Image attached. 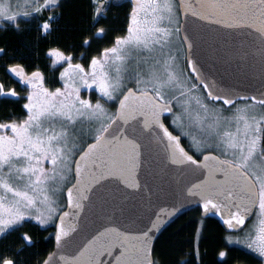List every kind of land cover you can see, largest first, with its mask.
Masks as SVG:
<instances>
[{
  "label": "snow or ice",
  "instance_id": "1",
  "mask_svg": "<svg viewBox=\"0 0 264 264\" xmlns=\"http://www.w3.org/2000/svg\"><path fill=\"white\" fill-rule=\"evenodd\" d=\"M127 3L125 27L87 65L73 49H47L59 86L39 66L29 73L14 59L5 64L25 95L22 115L0 120V242L34 221L55 225V248L42 264H164L154 244L183 204H156L168 192L155 181L172 175L177 182L191 177L185 199L219 217L228 244L264 258V91L248 96L220 87L197 66L205 35L264 65V0ZM63 6L0 0V31L21 33L22 24L35 22L46 38ZM121 6L89 0L92 31L81 35V48L106 35L111 9ZM9 56L0 46V59ZM0 101L20 102L21 95L0 82ZM203 226L201 219L197 262ZM20 240L0 243V264H24L33 240L28 233ZM226 256L218 251L220 260Z\"/></svg>",
  "mask_w": 264,
  "mask_h": 264
},
{
  "label": "trees",
  "instance_id": "2",
  "mask_svg": "<svg viewBox=\"0 0 264 264\" xmlns=\"http://www.w3.org/2000/svg\"><path fill=\"white\" fill-rule=\"evenodd\" d=\"M121 7H113L108 17L109 31L103 38L93 40L91 47H80V37L83 33L92 31L89 19V0H63V13L59 23L51 35L44 38L36 30L35 22L22 24L25 30L17 33L12 29L0 31V46L6 47L10 56L0 59V82L6 86L14 87L21 95V101L8 103L0 101V120L8 116H21L22 102L25 95L24 87L20 86L9 74L5 72V64L11 59L21 62L26 72H31L36 66L44 71L50 86L58 85V73L49 68V59L46 51L50 47L73 49L77 62L88 63L91 56L96 55L98 49L110 45L114 36L125 27L129 5L127 0H118ZM83 53V57H81ZM14 54V55H13ZM199 209H194L180 216L169 225L156 239L155 255L159 256L164 264H172L177 258L185 259L188 264H263L262 259L243 246L228 244V235L217 221L203 219L204 226L201 232L199 248L201 259L195 258V234L200 226ZM54 225L41 227L32 221H26L17 231L11 233L7 239L0 242L3 245L19 246L21 233H28L33 244L27 247L22 255L24 264H41L53 248ZM225 250V260L218 258V251Z\"/></svg>",
  "mask_w": 264,
  "mask_h": 264
},
{
  "label": "water",
  "instance_id": "3",
  "mask_svg": "<svg viewBox=\"0 0 264 264\" xmlns=\"http://www.w3.org/2000/svg\"><path fill=\"white\" fill-rule=\"evenodd\" d=\"M197 66L210 80H215L220 87L231 88L236 92L248 96L259 95L261 91H264V65H262L259 56L246 55L244 50L235 47L231 43L226 44L222 37L205 35L200 40L199 63ZM190 179L191 177H183L180 182H177L176 178L172 175L157 177L155 184L166 189L168 195L156 201V204L164 207L183 204V207L180 208L176 215L171 217L167 224L164 225L158 237L180 216L194 209H199L202 218L217 221L221 228L228 233L226 226L223 225L218 216L212 214L203 215L201 205L195 202L196 198L185 199L184 187ZM137 226L138 224L129 222V227L135 228ZM54 233L55 225L52 236L53 248L51 251L55 248ZM85 234L86 232L82 233L81 236H77L72 246L78 244ZM69 250L71 251V247ZM116 254H118V251Z\"/></svg>",
  "mask_w": 264,
  "mask_h": 264
},
{
  "label": "rangeland",
  "instance_id": "4",
  "mask_svg": "<svg viewBox=\"0 0 264 264\" xmlns=\"http://www.w3.org/2000/svg\"><path fill=\"white\" fill-rule=\"evenodd\" d=\"M19 2L20 4H23V0H13V6L15 7V4ZM181 63H183V61H181ZM87 65V64H86ZM20 86L24 87L23 85L20 84ZM82 96L84 98H87V93L85 90H82ZM93 99H95V96L92 97ZM34 222V221H32ZM35 223V222H34ZM54 224H49V225H46L44 226L43 228L45 227H50V226H53ZM40 226V225H39ZM232 245H236V244H232ZM238 246H243L242 244L238 245ZM244 247V246H243ZM255 254V253H254ZM259 257V256H258ZM261 258V257H260ZM262 259V263L264 264V258H261Z\"/></svg>",
  "mask_w": 264,
  "mask_h": 264
}]
</instances>
